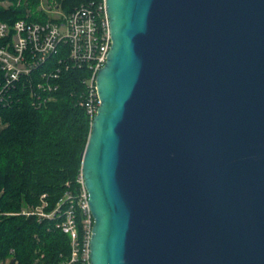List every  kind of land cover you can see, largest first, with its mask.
I'll use <instances>...</instances> for the list:
<instances>
[{"label": "water", "instance_id": "1", "mask_svg": "<svg viewBox=\"0 0 264 264\" xmlns=\"http://www.w3.org/2000/svg\"><path fill=\"white\" fill-rule=\"evenodd\" d=\"M106 7L91 264H264V0Z\"/></svg>", "mask_w": 264, "mask_h": 264}, {"label": "trees", "instance_id": "2", "mask_svg": "<svg viewBox=\"0 0 264 264\" xmlns=\"http://www.w3.org/2000/svg\"><path fill=\"white\" fill-rule=\"evenodd\" d=\"M52 1L69 15L104 0ZM39 8L40 0L15 3L0 9V22L48 23L51 18ZM52 65L33 69L31 76L38 82L42 71H56ZM84 78V70L63 72L56 100L41 107L33 105L29 86L19 83L10 104L0 105V264H60L70 256V239L57 227L58 217L48 219L40 212L53 213L68 193L76 198L80 190L82 154L92 130V120L77 101L87 91Z\"/></svg>", "mask_w": 264, "mask_h": 264}, {"label": "built area", "instance_id": "3", "mask_svg": "<svg viewBox=\"0 0 264 264\" xmlns=\"http://www.w3.org/2000/svg\"><path fill=\"white\" fill-rule=\"evenodd\" d=\"M44 10L54 13L45 24L25 20L14 24L0 22V71L3 74L0 105L10 104L12 93L19 83L29 86L33 105L41 107L55 101L53 94L60 89L57 80L61 74L79 69L85 71L87 91L80 94L77 101L93 120L100 106L97 74L105 66L112 45L106 0L95 8L82 6L69 15L55 6ZM49 62L56 66V71H42L36 82L31 76L33 69L45 63L49 65ZM23 79H26L25 82H22ZM78 182L80 190L76 198L68 193L53 213L46 215L40 212L48 219L58 217L57 227L69 236L70 256L60 264H91L94 218L83 176ZM65 203L68 205L63 210Z\"/></svg>", "mask_w": 264, "mask_h": 264}, {"label": "rangeland", "instance_id": "4", "mask_svg": "<svg viewBox=\"0 0 264 264\" xmlns=\"http://www.w3.org/2000/svg\"><path fill=\"white\" fill-rule=\"evenodd\" d=\"M27 1L28 0H3V1L0 2V9H8V8L14 6L15 3H17V5L19 6V5H22L24 2L26 3ZM49 6H55V7L59 8L60 10L63 11L62 5L60 3H58L57 1L40 0V8H39V10L44 11L45 13H47L44 9L48 10ZM47 14H48L49 18L54 16L53 12H50V14H49V11H48ZM45 206H46V203H43L42 207H45Z\"/></svg>", "mask_w": 264, "mask_h": 264}, {"label": "crops", "instance_id": "5", "mask_svg": "<svg viewBox=\"0 0 264 264\" xmlns=\"http://www.w3.org/2000/svg\"><path fill=\"white\" fill-rule=\"evenodd\" d=\"M0 129H1V126H0Z\"/></svg>", "mask_w": 264, "mask_h": 264}]
</instances>
